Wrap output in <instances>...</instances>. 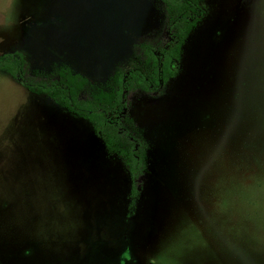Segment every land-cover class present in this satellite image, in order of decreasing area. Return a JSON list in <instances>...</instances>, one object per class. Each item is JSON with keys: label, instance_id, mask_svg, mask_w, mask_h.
<instances>
[{"label": "rangeland", "instance_id": "374dc122", "mask_svg": "<svg viewBox=\"0 0 264 264\" xmlns=\"http://www.w3.org/2000/svg\"><path fill=\"white\" fill-rule=\"evenodd\" d=\"M197 1L177 75L127 97L136 198L87 120L0 71V264H264V0ZM167 24L161 0H0V55L93 99Z\"/></svg>", "mask_w": 264, "mask_h": 264}, {"label": "trees", "instance_id": "16d2710c", "mask_svg": "<svg viewBox=\"0 0 264 264\" xmlns=\"http://www.w3.org/2000/svg\"><path fill=\"white\" fill-rule=\"evenodd\" d=\"M166 8L167 40L160 48L144 45L141 60L126 71L116 69L102 97L83 99L76 80H52L32 73L23 54L0 55V71L6 72L22 88L49 98L59 107L87 120L107 151L116 154L131 182V197H137V181L146 166V144L126 119L127 97L135 91H161L177 75L181 49L189 33L204 13L197 0H161Z\"/></svg>", "mask_w": 264, "mask_h": 264}]
</instances>
